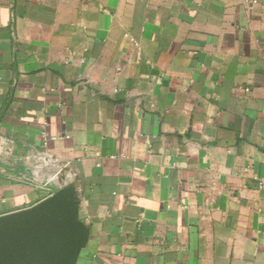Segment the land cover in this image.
Masks as SVG:
<instances>
[{
  "label": "crops",
  "instance_id": "crops-1",
  "mask_svg": "<svg viewBox=\"0 0 264 264\" xmlns=\"http://www.w3.org/2000/svg\"><path fill=\"white\" fill-rule=\"evenodd\" d=\"M63 187L78 264H264V0H0V216Z\"/></svg>",
  "mask_w": 264,
  "mask_h": 264
},
{
  "label": "water",
  "instance_id": "water-1",
  "mask_svg": "<svg viewBox=\"0 0 264 264\" xmlns=\"http://www.w3.org/2000/svg\"><path fill=\"white\" fill-rule=\"evenodd\" d=\"M87 242L79 201L69 187L0 216V264H78Z\"/></svg>",
  "mask_w": 264,
  "mask_h": 264
}]
</instances>
